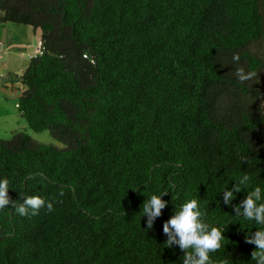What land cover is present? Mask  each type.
Listing matches in <instances>:
<instances>
[{"label":"trees","instance_id":"1","mask_svg":"<svg viewBox=\"0 0 264 264\" xmlns=\"http://www.w3.org/2000/svg\"><path fill=\"white\" fill-rule=\"evenodd\" d=\"M7 23L42 43L20 115L64 147L0 139L12 201L53 203L0 210V264H182L163 225L190 199L224 231L215 264H256L245 239L264 226L233 209L264 195V0H0ZM238 67L257 75L242 83ZM244 174L250 186L224 204ZM165 192L148 229L142 205Z\"/></svg>","mask_w":264,"mask_h":264},{"label":"clouds","instance_id":"2","mask_svg":"<svg viewBox=\"0 0 264 264\" xmlns=\"http://www.w3.org/2000/svg\"><path fill=\"white\" fill-rule=\"evenodd\" d=\"M36 56V55H35ZM233 63L238 64L240 56L234 54ZM236 76L242 83L252 80L256 73L246 72L243 67L236 68ZM244 162L247 158H243ZM41 175L40 173L31 174V178ZM251 177L244 174L239 177L231 190H223V202L232 205L235 194L242 191L244 187L250 186ZM161 195H152L142 205L143 217H147V228L151 229L154 222L162 215V210L167 207V201ZM63 195V193H61ZM13 207L20 216L38 215L42 208H47L49 212L53 211V203L46 201L40 196H27L23 203L16 204L9 196V180L0 179V210L6 207ZM236 217H243L248 221H255L257 225L264 226V195L262 189L257 186L250 191L246 198L234 207ZM206 212H202L199 202L196 199H190L185 202L175 214L164 223L163 233L168 237L165 246H179L184 252L182 264H215L211 259V254L219 251L223 246L224 231L215 226H210L205 222ZM245 242L253 244L256 249L252 252V260L256 264H264V227L259 228L255 233L249 234ZM220 264H227V261H221Z\"/></svg>","mask_w":264,"mask_h":264},{"label":"rangeland","instance_id":"3","mask_svg":"<svg viewBox=\"0 0 264 264\" xmlns=\"http://www.w3.org/2000/svg\"><path fill=\"white\" fill-rule=\"evenodd\" d=\"M12 25L15 29H9V42L13 38H15L14 40L17 42H14L15 44L11 46L12 48L10 49V52L7 50V46L5 53L3 52L4 59H0V65H9L7 68L9 69V74L8 71L5 74L0 72V98L4 95L2 87L6 81L8 82L5 87L6 93L8 94V100H5V103H1L0 105V139L10 140L13 136L12 133L24 132L29 134L39 143L53 144L57 147L63 148L64 145L56 141L48 131L42 133L33 132L29 128L26 120L20 115L17 104H19L22 90L25 89V86L20 81V78L24 74L25 68L30 62V56L36 55L35 50L40 42V35L35 34L30 26L17 24ZM3 35L4 30L0 26V38ZM0 40L2 42L4 41L2 38ZM5 43V45H10V43L8 44V41H5ZM11 79H14V81H11Z\"/></svg>","mask_w":264,"mask_h":264},{"label":"crops","instance_id":"4","mask_svg":"<svg viewBox=\"0 0 264 264\" xmlns=\"http://www.w3.org/2000/svg\"><path fill=\"white\" fill-rule=\"evenodd\" d=\"M0 26L4 30V35L1 36V38L4 39V41H3L4 43L0 40V59L3 60L4 59L3 52L5 53L6 47L8 46L7 47V50L10 52V49L12 48L11 46L14 45L15 44L14 42H17V41L14 40L15 38L12 37L13 39L9 42V36H10L8 34L9 31H10L9 29H15V28H13L14 26L12 25V23L0 24ZM5 41H8V44L10 43V45H5L6 44ZM1 46H3L2 47V50H1ZM32 57H33V55L30 56V60H31ZM14 60H16V59H14ZM28 65H29V63H28ZM28 65H27V67H28ZM8 67H9V65H7V64L0 65V72H2V74H5L8 71V74H9V69H7ZM27 67L25 68V70L27 69ZM0 75H1V73H0ZM1 78H4V77H1ZM17 78H18V76H17ZM11 81H14V79H11ZM7 84H8V82L6 81L5 84H4V86L2 87V89H3L2 91H3V94L4 95H2L3 97L0 98L1 99L0 105H1V103L4 104L5 103V100L6 101L8 100V97H7L8 94L6 93V90H5V87H6ZM24 90H22V93H23ZM17 107H18V104H17ZM4 109H6V108H4ZM16 133H18V132H16ZM13 134H15V133H12V135Z\"/></svg>","mask_w":264,"mask_h":264},{"label":"built area","instance_id":"5","mask_svg":"<svg viewBox=\"0 0 264 264\" xmlns=\"http://www.w3.org/2000/svg\"><path fill=\"white\" fill-rule=\"evenodd\" d=\"M2 47H3V46H1V50H2ZM35 53H36V55L42 53V43H41V42H39V44H38V46H37V48H36V50H35ZM1 56H2V55H1Z\"/></svg>","mask_w":264,"mask_h":264}]
</instances>
